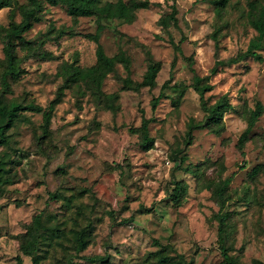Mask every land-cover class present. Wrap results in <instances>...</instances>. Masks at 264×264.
<instances>
[{
	"label": "rangeland",
	"instance_id": "obj_1",
	"mask_svg": "<svg viewBox=\"0 0 264 264\" xmlns=\"http://www.w3.org/2000/svg\"><path fill=\"white\" fill-rule=\"evenodd\" d=\"M107 1L116 0H101ZM150 1L155 5L139 10L133 22L110 20L102 32L109 55L124 50L132 60L129 72L119 64L104 80V92L117 94L112 100L98 103L74 86L55 106L48 136L42 113L31 111L8 130V144L0 145L7 178L0 192V264H19L18 256L25 264H151L161 249L184 264H225L216 218L220 205L204 186L227 177L232 181L226 248L241 264L264 263V111L248 134L244 155L238 145L248 110L258 101L264 105V61L246 56L210 75L217 57L247 50L257 34L251 18L264 0ZM174 6L177 23L164 28L161 18ZM20 19L17 8L0 9V90L4 28ZM96 30L95 17L74 19L67 6L44 2L24 34L29 46L18 48L24 73L10 80L7 98L47 107L62 84L56 75L61 62L96 63L97 45L85 37ZM259 52L264 56V41ZM151 59L161 64L154 88L121 81L141 82ZM195 73L210 75L208 104L227 94L233 107L218 126L190 131L191 120L206 116L193 87ZM162 90L165 97L153 109ZM144 118L153 138L150 149L141 144ZM177 181L187 184L180 201L172 199ZM38 213L45 229L34 261L20 245ZM80 230L89 244L77 252ZM95 255L106 259H88Z\"/></svg>",
	"mask_w": 264,
	"mask_h": 264
},
{
	"label": "trees",
	"instance_id": "obj_2",
	"mask_svg": "<svg viewBox=\"0 0 264 264\" xmlns=\"http://www.w3.org/2000/svg\"><path fill=\"white\" fill-rule=\"evenodd\" d=\"M44 2L52 6L65 5L68 13L77 19L81 16L95 17L97 22V30L95 33H87L85 37L96 43V63L91 66H80L75 61L65 60L58 65L56 75L62 79V84L59 86L56 98H54L47 107L35 102H22L15 99H8L7 95L11 91L10 80H18L22 77L24 69L20 64V56L18 48L26 49L30 42L25 39L24 34L28 32L35 21L39 19V11ZM220 2V1H219ZM155 5L150 0H116L102 3L101 0H27V2L19 4L17 0H0V9L11 7L19 12L21 19L19 21L10 22L9 26L5 27L4 35V53H5V68L1 74V90H0V145L8 144V130L15 124L17 119L23 112L42 113L43 135L50 132V125L53 118L55 106L61 102L65 90L76 87L80 94H91L98 103L112 100L117 94H106L103 90L104 80L110 73L116 71L117 65L122 64L129 72L131 67V57L121 50L116 55H109L104 45L101 42L102 32L106 29V22L110 20H121L125 23L133 22L137 13L141 9L149 8ZM177 9L174 6L173 11L161 18V24L164 28L171 26V22L177 23ZM251 24L257 34L251 39L248 48L245 52L239 53L236 56L227 59L217 57L214 66L211 68L210 75L216 74L220 67L235 64L243 60L246 56H252L258 61H264V56L259 52L264 41V4L260 7L259 13L251 18ZM185 37H182L184 40ZM175 50L182 52L180 44L177 43L172 36L169 39ZM42 57H48L47 54L41 53ZM191 66L193 65V57H189ZM160 62L150 60L147 71L141 82L135 83L130 77L123 78L121 81L129 87L148 86L154 88L157 83V76L160 71ZM195 71V70H194ZM210 75L201 76L195 73L193 77V87L201 97L202 108L206 112L205 119L197 122L191 120L189 130L193 131L197 128L209 127L214 128L223 122L225 113L232 109L233 104L227 94L222 95L215 103L208 104L206 93L211 91L214 86L210 82ZM164 85H167L166 83ZM165 97V92L162 90L158 96L152 100V107L156 109L162 98ZM112 103V102H111ZM264 105L258 101L255 109H249L247 115V128L241 135L238 145L242 149V154L245 141L248 134L255 127L258 119L262 116ZM142 134L141 144L145 149H150L153 144V138L150 136L149 120L143 119V123L139 128ZM259 170L256 169L255 171ZM5 168L0 166V192L3 190V185L6 182ZM232 178L227 177L220 181H210L204 187L211 190L213 196L220 205V210L216 215L218 220L219 242L225 264H241L237 257L230 254L225 245V235L228 228V220L230 212L225 210L228 201L227 192L230 187ZM176 186L173 190L172 199L180 201L187 191V184L182 181L175 182ZM45 229L44 216L42 213L35 215L32 223L27 227L23 235L20 249L24 255L31 256L36 261V255L41 248V241L44 239L43 231ZM76 250L80 252L84 250L89 240L85 235V231L80 230L75 233ZM158 256L157 262L151 264H184L180 259L174 258L171 252L159 250L155 252V258ZM88 259L92 262L106 259L105 256L95 255ZM18 263L25 264L21 256H18ZM252 264H264L261 261H254Z\"/></svg>",
	"mask_w": 264,
	"mask_h": 264
}]
</instances>
